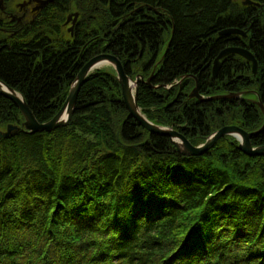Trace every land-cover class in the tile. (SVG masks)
Returning <instances> with one entry per match:
<instances>
[{
    "label": "trees",
    "instance_id": "trees-1",
    "mask_svg": "<svg viewBox=\"0 0 264 264\" xmlns=\"http://www.w3.org/2000/svg\"><path fill=\"white\" fill-rule=\"evenodd\" d=\"M250 1L260 6L85 0L70 33L65 15L77 1L57 0L0 44V81L45 122L81 66L111 52L127 75L141 76L137 104L149 121L179 128L194 145L226 125L252 132L263 123L255 101L264 105V0ZM229 27L246 36L218 34ZM228 46L251 51L256 72L229 54L213 79ZM187 75L203 96L242 95L189 98ZM23 121L0 96V129ZM251 143L264 145V130ZM237 145L222 136L201 155L180 154L130 116L111 68L94 70L69 124L0 138V264H264V156Z\"/></svg>",
    "mask_w": 264,
    "mask_h": 264
},
{
    "label": "water",
    "instance_id": "water-1",
    "mask_svg": "<svg viewBox=\"0 0 264 264\" xmlns=\"http://www.w3.org/2000/svg\"><path fill=\"white\" fill-rule=\"evenodd\" d=\"M46 3L47 1L43 2L42 4ZM243 4L255 5L258 7L260 6L258 3L252 2L250 0H243ZM70 18L71 16L68 15L65 23H68ZM74 22L75 20L73 21V23ZM218 34L221 36L235 34L245 37L246 31L238 28L229 27L219 31ZM165 49L166 46L164 47L163 52L165 51ZM229 54H236L241 58L245 59L248 63H250L252 72H256L258 63L251 51L240 46H228L223 48L218 53L212 63L211 75L213 79L216 78L219 72L220 60ZM101 63H105L112 66L111 69L114 71L116 79L120 84L123 101L130 116L133 117L139 123L140 126H142L150 133L158 134L161 136H167L180 154L201 155L205 153L208 149H210L220 137L233 136L234 139L238 142L237 147L240 151L250 156H264V145H258L254 147L251 143V138L264 130V106L259 99L255 101L256 105L259 107L263 115V123L259 129L252 132L247 131L248 133H246L245 130L240 128L239 126H223L211 133L208 137H206V139L201 145L195 146L191 144V142L182 133L176 131L173 128L155 124L145 117V115L142 113L141 109L137 104L136 94V84L138 82V79L141 78V76H136L135 79H132L129 75L125 73L121 61L112 54H98L84 63L82 68L76 74L73 82L71 83L67 97L62 106L60 107L59 111L51 119L45 122H39L36 120L25 99L19 92L15 91L11 87H8L5 83L0 81V96L12 101L18 107L24 119L21 127L13 124H8L4 130L0 129V138H7L9 136H12L16 134L20 129H24L27 133H35L42 131L50 132L56 128L66 126L73 114L81 83L94 70L101 69L100 67H98V65ZM187 77L193 76L187 75ZM151 78L152 76H149L146 80V83H149ZM193 78L195 79V85L188 93L189 98H195L198 101H212L226 98H239L242 95V92H239L203 96L198 91L196 78ZM179 82L180 80H178V83ZM158 86L169 88L171 85L160 84ZM237 133L241 134L243 139L242 141L238 139Z\"/></svg>",
    "mask_w": 264,
    "mask_h": 264
},
{
    "label": "flooded vegetation",
    "instance_id": "flooded-vegetation-1",
    "mask_svg": "<svg viewBox=\"0 0 264 264\" xmlns=\"http://www.w3.org/2000/svg\"><path fill=\"white\" fill-rule=\"evenodd\" d=\"M43 1L45 0H0V44L6 42L7 37L16 35L26 24L34 22L44 9L57 0H51L46 4H42ZM81 9L82 4H78L72 7L69 12L67 11L65 17L70 13L71 19H75V22L73 23L71 20V22L65 23L66 30L72 24L73 27L76 25L80 18ZM177 98H179V94ZM173 129L182 133L179 128L174 127Z\"/></svg>",
    "mask_w": 264,
    "mask_h": 264
},
{
    "label": "bare ground",
    "instance_id": "bare-ground-1",
    "mask_svg": "<svg viewBox=\"0 0 264 264\" xmlns=\"http://www.w3.org/2000/svg\"><path fill=\"white\" fill-rule=\"evenodd\" d=\"M45 1H47V2H49V0H45ZM45 1H43V2H45ZM75 1H77L76 3H77V5L78 4H85V0H75ZM55 3H53L52 5H54ZM100 54H112V55H114V56H116L115 54H113V53H111V52H109V53H100ZM98 55V54H97ZM94 56H96V55H94ZM94 56H92V57H94ZM91 57V58H92ZM117 57V56H116ZM84 65V64H83ZM82 65V66H83ZM105 65V63H101V64H99L98 65V67H102V66H104ZM82 66H81V68H82ZM111 66V65H110ZM112 67V66H111ZM80 68V69H81ZM79 69V70H80ZM91 74V73H90ZM86 79V78H85ZM83 83H84V81L81 83V85H80V88H81V86L83 85ZM80 88H79V90H80ZM69 91V90H68ZM136 94H137V89H136ZM122 95V94H121ZM122 100H123V97H122ZM123 103H124V101H123ZM263 104V103H262ZM125 105V104H124ZM264 106V105H263ZM126 108V107H125ZM127 110V109H126ZM71 120V119H70ZM70 120H69V122H68V124L70 123ZM227 126V125H226ZM234 126V125H233ZM171 128V127H170ZM243 129V128H242ZM246 133H248L247 131H245ZM245 135V134H244ZM237 137H238V139L240 140V141H242L243 139H242V136H241V134L240 133H237ZM206 139V138H205ZM202 143H200V144H198V145H201ZM255 147V146H254ZM246 154V153H245ZM248 155V154H247ZM250 156V155H249Z\"/></svg>",
    "mask_w": 264,
    "mask_h": 264
},
{
    "label": "rangeland",
    "instance_id": "rangeland-1",
    "mask_svg": "<svg viewBox=\"0 0 264 264\" xmlns=\"http://www.w3.org/2000/svg\"><path fill=\"white\" fill-rule=\"evenodd\" d=\"M69 15H70V13H69ZM71 20H75V19H71L70 18V20H69V22H71ZM66 22V21H65ZM71 30V31H70ZM67 31H69L70 33L73 31V24L68 28V30ZM119 59V58H118ZM110 69L111 68V66L110 65H108V64H105L104 66H102L101 67V69ZM231 137H233V136H231ZM234 138V137H233ZM192 144V143H191ZM199 144V143H198ZM197 143L195 144V146H197L198 145ZM194 145V144H193Z\"/></svg>",
    "mask_w": 264,
    "mask_h": 264
}]
</instances>
